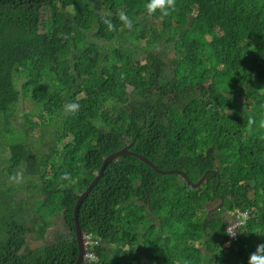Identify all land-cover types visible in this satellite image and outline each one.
I'll list each match as a JSON object with an SVG mask.
<instances>
[{"label": "trees", "instance_id": "trees-1", "mask_svg": "<svg viewBox=\"0 0 264 264\" xmlns=\"http://www.w3.org/2000/svg\"><path fill=\"white\" fill-rule=\"evenodd\" d=\"M148 2L0 0V165L22 171L0 186V264H75L78 195L128 144L193 183L210 174L192 188L132 155L108 163L80 208L86 264H248L264 243V0H176L166 16ZM232 211L249 219L227 247Z\"/></svg>", "mask_w": 264, "mask_h": 264}, {"label": "clouds", "instance_id": "clouds-1", "mask_svg": "<svg viewBox=\"0 0 264 264\" xmlns=\"http://www.w3.org/2000/svg\"><path fill=\"white\" fill-rule=\"evenodd\" d=\"M175 6H176V0H149L148 4H147V11L149 13H155L157 10H159L163 15H168L169 14V10H174L175 9ZM119 19L122 21L123 25L129 29L132 28V21L129 19V17L124 13V12H120L119 13ZM105 23L107 24L108 26V29L109 30H113L114 26L113 24L111 23L110 20H105ZM45 69H39L38 70V75L40 76L43 72H44ZM25 79H21L19 82H18V91L19 92H22V89L24 86H22L25 82ZM24 82V83H23ZM22 86V87H21ZM25 99H28L29 98V95L27 96H22L21 97V100L23 101ZM79 111V104L78 103H69L67 105H65V113L66 114H75ZM256 121L253 117H249L248 119V124H247V127H248V131H252L253 130V125H255ZM99 126V125H98ZM259 127L260 128H264V120L260 121V124H259ZM125 147H130L129 148V151L130 152H133L131 151V148H132V145L131 144H128ZM124 148H122L121 150H123ZM120 150V151H121ZM119 152V151H118ZM134 153V152H133ZM114 154V153H113ZM111 154V155H113ZM110 155V156H111ZM140 155V154H139ZM109 156V157H110ZM126 156V155H124ZM122 156V157H124ZM144 157V156H143ZM108 158V157H107ZM121 158V157H119ZM118 158V159H119ZM146 158V157H145ZM106 159V158H105ZM117 159V160H118ZM148 159V158H146ZM149 160V159H148ZM105 161V160H104ZM115 161V160H114ZM151 161V160H149ZM152 162V161H151ZM153 163V162H152ZM154 164V163H153ZM155 165V164H154ZM156 166V165H155ZM157 167V166H156ZM158 168V167H157ZM159 169V168H158ZM101 170V169H100ZM106 170V169H105ZM104 170V171H105ZM160 170V169H159ZM104 171L102 172V174H100V171L96 174L94 180L96 178H98V181L97 183L92 186V183L93 181L89 184V186L87 188H89L91 186V191L90 193L92 192V190L94 189V187L98 184V182L102 179L103 175H104ZM162 171V170H161ZM180 171V170H178ZM165 172V171H164ZM182 172V171H180ZM216 173V171H214ZM184 173V172H182ZM185 174V173H184ZM207 174L206 176V179L204 180V182L202 183V185H204L206 183V180H207V177L208 175L210 174V171L206 172L204 174V176ZM203 176V177H204ZM202 177V178H203ZM188 178V177H187ZM200 178V180L202 179ZM11 180L13 181H18V180H21L22 179V171L21 172H18L16 175L10 177ZM61 180H68V181H71V176L70 174L68 173H65L63 176H61ZM189 180V179H188ZM187 181V180H186ZM190 181V180H189ZM76 181H74L73 183H75ZM191 182V181H190ZM22 183V182H21ZM20 183V184H21ZM27 182H24L22 184H26ZM193 183V182H191ZM197 183V182H196ZM196 183H193V184H196ZM201 185V186H202ZM191 186V185H190ZM200 186V187H201ZM192 187V186H191ZM87 188L85 189V191L87 190ZM49 190H54L55 192L59 193L62 192V190L66 191L65 189V185L64 184H60L58 181L54 182ZM84 191V192H85ZM82 192V193H84ZM81 193V194H82ZM89 193V194H90ZM79 194L78 195V199H79V196L81 195ZM88 194V196H89ZM87 196V197H88ZM86 197V198H87ZM85 198V199H86ZM84 199V200H85ZM78 202V201H77ZM76 202V204H77ZM84 202V201H83ZM224 202L223 200L221 201V203ZM220 203V205H221ZM75 204V206H76ZM83 204V203H82ZM220 205H216L214 207H212L210 210H209V214L211 213H215V212H218L221 210L222 206L220 207ZM82 206V205H81ZM218 207H220L218 210H216ZM81 208V207H80ZM80 208H79V211H78V219H79V213H80ZM213 210H216L213 212ZM74 211H75V207H74ZM171 211V210H170ZM169 211V212H170ZM228 214H233V222L229 225V222H228V227H227V234L229 236V242L226 243V246L227 247H230L231 244H233V242H236L237 241V233H238V230L239 228L243 227L246 225V222L247 220L249 219V214L248 212H238V211H232V212H228L226 214V216ZM245 214H247V217L245 216ZM75 220V219H74ZM79 221V220H78ZM240 223V224H239ZM170 224L171 227L170 229H173V228H177V227H181L183 226V224H185V217L179 213V212H176V211H171L170 212ZM232 224L235 225V227L233 228V230H229V227L232 226ZM80 225V224H79ZM61 225L59 228L57 229H61ZM75 231V230H74ZM75 237H76V233H75ZM82 238H83V248H84V256H83V263L82 264H86L87 262H96L97 261V256L94 255L92 252H89L90 249H92V246L96 245L97 242L93 239V236L91 234H85L83 231H82ZM76 241H77V237H76ZM77 245H78V241H77ZM78 256H79V247H78ZM78 256H77V259H78ZM76 259V261H77ZM76 264V263H75ZM248 264H264V243H261L259 245H257L256 247V250L254 252H252L250 255H249V258H248Z\"/></svg>", "mask_w": 264, "mask_h": 264}, {"label": "water", "instance_id": "water-1", "mask_svg": "<svg viewBox=\"0 0 264 264\" xmlns=\"http://www.w3.org/2000/svg\"><path fill=\"white\" fill-rule=\"evenodd\" d=\"M129 148L130 147H125L123 150H121L119 152H116L113 155H111L110 157L106 158L104 163H103V166H102V168L100 170V174H102V172L105 170V167L107 166L108 163H110V162H112L114 160H117L119 157H122L124 155H132V156L142 160L143 162H145L147 165H149L151 168H153L156 172H158L160 174L176 173V174L182 176L184 179L187 180V183L189 185H191L192 188H199L202 185V183L204 182V180L206 179L207 174L201 180H199L196 184H193V183H191L188 180L187 176L184 173H182V172H180L178 170L169 171V172L161 171L151 161H149L148 159H146L142 155L130 152ZM97 181H98V178H96L93 181L92 186H94L97 183ZM90 191H91V186L89 188H87V190L79 196V199H78V202H77V204L75 206V211H74L75 233H76V237H77V241H78V247H79V256H78V259L76 261V264H82L83 263V259H84L83 258V256H84V248H83L82 229H81V227L79 225V221H78V211H79V208L81 207L84 199L88 196ZM221 206H223V202L221 203L220 207ZM220 207H218L216 210H218ZM216 210H213V212L216 211Z\"/></svg>", "mask_w": 264, "mask_h": 264}, {"label": "rangeland", "instance_id": "rangeland-1", "mask_svg": "<svg viewBox=\"0 0 264 264\" xmlns=\"http://www.w3.org/2000/svg\"><path fill=\"white\" fill-rule=\"evenodd\" d=\"M49 15H50L49 13H44V14H42V17H43L44 20H46V19L49 18ZM49 27H50V25H48V26L46 27V30H47V31L49 30ZM48 32H49V31H48ZM28 104H29V103H28ZM31 105H32V104H31ZM37 123L39 124V122H37ZM39 131H40V129L37 128L36 131H35V133H34V135H33L34 138H38V137H39ZM5 136L7 137V139H6V143H5V144H7V142H8V144L11 143V139H12L13 137H10V138H9L7 135H5ZM12 166H13V165H11L10 163L7 164V165H0V186H1V185H4L5 187L10 188L11 191L13 192V191H14V188H12V187L10 186V179H9V182H8V183L3 184L4 180H6L5 176L11 177V176H10L11 173H12V174H16V173H18V172H16L15 169L11 168ZM47 170H48V175L51 176V175H52V172L50 171L49 168H47ZM11 181H12V180H11ZM24 186L26 187V189H30V187H31V185L28 184V183H26ZM36 186H38V185H36ZM17 190H18L19 192L22 191V190H20V189H18V188H17ZM18 191L14 192L13 195L19 194ZM29 192H30V191H29ZM22 193H24V192H22ZM0 201H1V199H0ZM32 205H33V204L31 203V206H32ZM226 218H227V220H228V222H229V225H230V224L233 222V214H228V215L226 216ZM33 219L35 220V222H37L38 219H39V215H38V214H35V215L33 216ZM239 224H240V223H239ZM239 224H238V225H239ZM60 225H61V224L59 223V220L56 219L54 227H52V229H49V230H48V235L46 236V239H45L43 242H41V241H36V242L31 243V248L42 247L43 245H46L48 242H53V241H54V238H53V236H54V230L57 229V228H59ZM238 225H237V226H238ZM234 227H235V225L232 224V226L229 227V230L232 231ZM61 229H63V228H61ZM61 229H60V230H61Z\"/></svg>", "mask_w": 264, "mask_h": 264}, {"label": "built area", "instance_id": "built-area-1", "mask_svg": "<svg viewBox=\"0 0 264 264\" xmlns=\"http://www.w3.org/2000/svg\"><path fill=\"white\" fill-rule=\"evenodd\" d=\"M245 216L247 217V214H245ZM236 227H237V226H236ZM236 227H235V228H236Z\"/></svg>", "mask_w": 264, "mask_h": 264}]
</instances>
